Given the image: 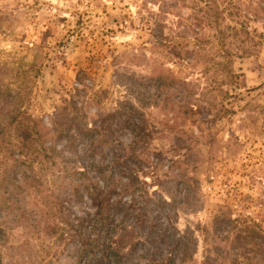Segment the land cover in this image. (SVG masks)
Segmentation results:
<instances>
[{
    "label": "rangeland",
    "instance_id": "obj_1",
    "mask_svg": "<svg viewBox=\"0 0 264 264\" xmlns=\"http://www.w3.org/2000/svg\"><path fill=\"white\" fill-rule=\"evenodd\" d=\"M144 1L0 0V61L20 69L36 63L28 74L31 79L15 84L30 90L27 103L37 118L49 121L69 109L90 122L126 101L135 106V115L147 111L150 149H138L134 161L153 200L146 212L149 224L122 241L120 259L114 263L146 264L152 248H168V241L163 242L167 218L174 219L179 234L194 232L200 239L195 255L199 261L203 239L226 204L256 215L253 207L241 209L239 199L257 198L264 185V44L257 38L250 56L230 59L216 42L183 62L168 52L151 54L142 48L148 45V35L138 19L147 14L141 10ZM254 26L264 28L262 23ZM160 64L187 79L193 92L192 118L184 124L171 121L173 130L163 125L159 105L164 94L149 80L152 68ZM173 93L177 100L182 96ZM156 100L160 102L154 105ZM223 106L234 113L221 117ZM175 139L195 143L194 148H181ZM180 160L190 175L187 186L176 176ZM125 200L132 202L130 197ZM58 211L33 229L29 243H22L26 234L14 239L23 248L26 264H88L95 235L114 232L107 214H96L88 198L82 203L65 199ZM125 229L114 235L120 237Z\"/></svg>",
    "mask_w": 264,
    "mask_h": 264
},
{
    "label": "trees",
    "instance_id": "obj_2",
    "mask_svg": "<svg viewBox=\"0 0 264 264\" xmlns=\"http://www.w3.org/2000/svg\"><path fill=\"white\" fill-rule=\"evenodd\" d=\"M141 10L147 14L138 19L148 35V45L142 48L151 54L168 52L183 62L216 42L230 59L250 56L257 38L264 44V28L259 31L254 26H264V0H145ZM34 65L20 69L0 61V264H26L23 248L14 240L17 235L26 234L22 243H29L33 229L56 216L65 199L82 203L86 198L96 207V214L106 213L114 226L112 235H95L96 248L90 251L88 264H120L114 263L120 259L119 245L149 224L146 212L153 200L134 161L138 149H150L147 111L135 115V106L126 101L90 122L69 109L49 121L37 118L28 107L30 90L15 84L29 81ZM152 69L149 80L164 94L159 105L165 116L163 125L173 130V122L179 119L184 124L194 114L190 83L163 64ZM173 91L182 94L179 100ZM223 111L221 117L234 113L226 106ZM174 144L184 149L195 145L186 139H175ZM181 163L176 176L187 186L190 175ZM245 199H239V207H253L256 215L239 213L238 205L226 204L214 217L212 232L203 239L202 260L195 259L200 239L194 232L179 234L174 219L167 218L163 242L168 241V248L160 252L152 248L146 264H264V185L257 198ZM122 226L126 229L115 236ZM172 229L175 233L170 235ZM134 250L135 244L128 254Z\"/></svg>",
    "mask_w": 264,
    "mask_h": 264
}]
</instances>
